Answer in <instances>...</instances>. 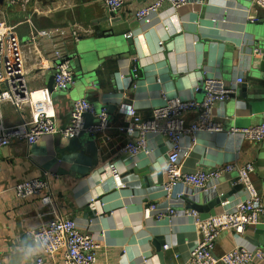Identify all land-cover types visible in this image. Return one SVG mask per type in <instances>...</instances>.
<instances>
[{"label":"crops","instance_id":"crops-1","mask_svg":"<svg viewBox=\"0 0 264 264\" xmlns=\"http://www.w3.org/2000/svg\"><path fill=\"white\" fill-rule=\"evenodd\" d=\"M154 1L125 0L114 13L124 22L115 32L126 30L132 45L116 55L103 52L91 67L94 72L90 83L73 82L66 91L52 95L57 127L68 123L71 104L77 99L87 100L97 111L106 109L111 128L96 136V167H92L89 154L62 150L68 140L60 135L43 136L32 145L16 142L0 148V264L32 263L40 250L30 234L46 223L53 211L74 219L80 232L95 239V264H188L197 234L192 218L183 214L191 208L187 206L188 199L181 196L182 186L175 185L170 195L164 191L169 144L164 138L150 137L152 153L125 158L120 149L127 137L116 127L127 118L118 110L129 105L142 118H148L152 109L162 105V93L182 101H199L203 93L194 88L204 78L234 84L241 77L244 82L236 85L233 97L214 106L213 119L224 130L264 123V82L253 78L247 63L248 47L255 42L253 33L263 27L259 22L264 21V12L251 0H202V4L190 3L177 10L163 4L148 21L134 19L136 11ZM1 9L6 24L14 27L22 43L30 38L27 19L39 30L62 29L66 33L64 40L38 38L26 52L25 69L32 90L45 86V76L53 71L56 62L55 52L72 59L73 70L75 54L79 53L76 49L98 37L101 40L107 27L101 22L108 13L103 0H32L24 9ZM251 17L256 20L251 22ZM73 26L86 31L77 41L70 37ZM160 41L162 47L158 45ZM132 67L138 70L137 78L131 77ZM2 112L6 127L15 126L28 114L27 109L17 111L7 103ZM194 117L186 114L185 121L189 123ZM195 138L193 146L188 138L181 141L183 172L251 164V179L264 204V140L249 143L226 133H199ZM146 167L152 168L147 179L136 173L127 175L132 169ZM45 177L51 182V206L42 203L41 195L25 199L15 196L13 187L17 183ZM236 178L235 172L223 174L213 194H227ZM244 198L242 190L198 213L205 218L231 212ZM204 203L201 202L206 206ZM149 204H155L165 215L159 219L150 217L146 212ZM86 206L95 208L94 217L84 214ZM167 209H173L175 215L169 216ZM254 227H247L241 236L221 232L214 256L235 247L259 248L251 244ZM157 242L168 246L163 248L162 263L153 246ZM146 258L150 260L145 262ZM45 264H61V254L45 258ZM251 264H264V260Z\"/></svg>","mask_w":264,"mask_h":264},{"label":"built area","instance_id":"built-area-1","mask_svg":"<svg viewBox=\"0 0 264 264\" xmlns=\"http://www.w3.org/2000/svg\"><path fill=\"white\" fill-rule=\"evenodd\" d=\"M31 1L3 0L0 6V148L8 147L16 142L32 145L43 136L60 135L70 140L78 137L81 132H85L96 137L111 128L105 108L97 111L87 100L77 99L71 104L68 123L63 127H57L52 95L47 87L33 90L28 87V73L25 69L26 52L38 38L64 40L66 37L62 29L39 30L30 19H27L26 23L30 26V38L25 43L18 40L14 27L6 24L1 8L5 10L19 6L24 9ZM251 1L254 7L264 12V0ZM124 2L125 0H103L108 12L112 13L119 11ZM190 3L202 4V0H155L152 4L136 11L134 19L148 21V17L156 13L163 4H169L172 9L177 10ZM255 20L254 17L250 18L251 22ZM81 33L86 31L83 32L76 26L70 29V37L75 41ZM158 45L162 47V41L158 42ZM58 53L55 52L56 62L53 68L52 91L55 93L66 91L73 84L74 75L71 61L68 58H62ZM137 71L136 67H132L130 72L132 79L137 78ZM243 82L241 77L236 78L234 84L204 78L194 88L195 92L203 93V98L199 101L194 99L182 101L162 93L160 96L162 105L152 109L148 118H142L129 105H122L118 110L127 118L123 125L116 127L119 133L127 137V141L120 149V153L125 158L130 159L138 154L152 153L153 147L149 145L150 137H161L168 142L169 150L164 168L167 177L164 191L167 195H170L175 185L180 184L183 188L181 196L192 200L200 193H213L217 188L216 181L223 174L232 172L237 174L233 185L242 186L245 198L235 206L233 211L205 218L193 209L183 211L185 216L192 218L197 234V243L189 253L188 264H251L264 260L262 247L253 249L235 247L219 257L214 256L216 240L221 232L231 231L236 236H241L247 227L264 225V204L251 179L252 165L237 167L234 164H227L212 171L183 172L180 163L183 150L181 141L188 138L193 146L196 143L195 136L199 133H226L249 143H259L264 140V123L224 130L213 119L214 106L224 104L233 95L236 85ZM34 94L39 95L40 98L33 100ZM6 103L17 111L28 110L27 116L12 127L4 125L2 106ZM189 113L195 117L193 121L187 123L185 115ZM86 114L94 119L87 128L84 127ZM13 192L20 199L41 195L42 203L48 206H51L54 201L51 182L47 177L21 181L13 187ZM146 212L156 219L165 215V212L159 210L155 204H149ZM175 213L173 209H167L169 216H174ZM30 237L33 244L40 250V255L30 264H45V258L58 253L61 254V264L96 263L98 245L95 239L87 233L80 232L77 222L72 218L60 216L53 211L52 217L32 232ZM167 247L163 246L164 249H168Z\"/></svg>","mask_w":264,"mask_h":264},{"label":"water","instance_id":"water-1","mask_svg":"<svg viewBox=\"0 0 264 264\" xmlns=\"http://www.w3.org/2000/svg\"><path fill=\"white\" fill-rule=\"evenodd\" d=\"M3 0H0V6H2ZM107 25L106 29L102 32L103 36L101 40L98 38L93 39L91 43L87 46L80 45L76 49V58L73 60V65L75 68L73 69V82H81V83H90L89 79L92 78L91 74L94 71L91 67L95 61L101 58L103 52L108 55H116L120 54L119 50H125L126 47L132 45V40L130 37H125L126 30H119L115 32L117 27H123V19H116L114 13L108 12L106 13L105 17L101 21ZM259 26H263L260 30L256 33H253L255 37V42L250 48V55L248 56L247 63L249 65V69L253 75V78H257L260 81L264 82V21L259 22ZM74 55V56H75ZM130 53H127L129 57ZM261 56L263 59H260ZM70 61L72 59H69ZM53 71L50 74H46L45 76V86L53 95L55 92L52 91V83H53ZM96 73H98L96 71ZM242 87V86H241ZM243 91V89H241ZM60 93V92H56ZM230 97H233L231 95ZM85 128L90 126L94 119L90 115H85ZM161 138V137H159ZM96 137L94 135L81 132L78 137L68 140L67 145L62 149L68 153H76V152H85L90 155L92 158V167H96L98 160H97V148L95 143ZM140 174L141 177H145L144 179L149 178L150 173H152L151 167H146L143 170H130L128 174ZM242 191V186L237 184L233 185L229 192L225 195L218 196L217 194L207 193L202 194L200 193L195 199H188L189 204L187 206L197 212L207 211L208 209H212L217 206L221 201L224 199L231 197L233 194ZM201 202H205L201 204ZM84 214L87 216L94 217L96 215V210L93 207L86 206L83 210ZM159 241V238H157ZM251 244L255 247H263L264 248V225H256L254 227V239ZM163 242L154 243L153 246L156 251V257L158 258L159 262L162 263L163 259ZM150 260V258H146L145 262ZM145 264V263H144Z\"/></svg>","mask_w":264,"mask_h":264},{"label":"bare ground","instance_id":"bare-ground-1","mask_svg":"<svg viewBox=\"0 0 264 264\" xmlns=\"http://www.w3.org/2000/svg\"><path fill=\"white\" fill-rule=\"evenodd\" d=\"M32 98H33V100H38L40 97H39V95L34 94V95L32 96Z\"/></svg>","mask_w":264,"mask_h":264},{"label":"rangeland","instance_id":"rangeland-1","mask_svg":"<svg viewBox=\"0 0 264 264\" xmlns=\"http://www.w3.org/2000/svg\"><path fill=\"white\" fill-rule=\"evenodd\" d=\"M8 19V18H7ZM9 20V19H8Z\"/></svg>","mask_w":264,"mask_h":264}]
</instances>
